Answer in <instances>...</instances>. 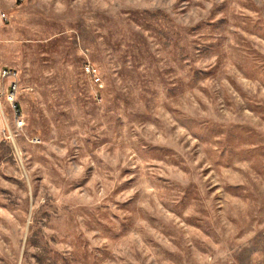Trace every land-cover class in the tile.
Here are the masks:
<instances>
[{
  "label": "rangeland",
  "instance_id": "1",
  "mask_svg": "<svg viewBox=\"0 0 264 264\" xmlns=\"http://www.w3.org/2000/svg\"><path fill=\"white\" fill-rule=\"evenodd\" d=\"M0 65V264H264V0H0Z\"/></svg>",
  "mask_w": 264,
  "mask_h": 264
},
{
  "label": "built area",
  "instance_id": "2",
  "mask_svg": "<svg viewBox=\"0 0 264 264\" xmlns=\"http://www.w3.org/2000/svg\"><path fill=\"white\" fill-rule=\"evenodd\" d=\"M3 18L5 21H8L9 19L7 15H4ZM2 81H8V85L5 89V95L7 96L8 101L14 105V108L19 111L18 105H15L17 93L19 91L17 73L9 67L0 65V83Z\"/></svg>",
  "mask_w": 264,
  "mask_h": 264
}]
</instances>
